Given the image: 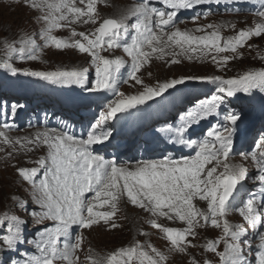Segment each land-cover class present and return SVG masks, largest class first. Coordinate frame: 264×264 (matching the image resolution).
<instances>
[{"label": "snow or ice", "instance_id": "6c2138e0", "mask_svg": "<svg viewBox=\"0 0 264 264\" xmlns=\"http://www.w3.org/2000/svg\"><path fill=\"white\" fill-rule=\"evenodd\" d=\"M241 2L258 4L252 13L257 19L245 28L212 23L194 29L178 27L182 10L194 11L195 23L209 15L196 11L201 6ZM23 3L37 13L41 27L18 40L3 42L0 70L13 77L100 93L104 102L79 133L68 121L59 120L55 127L44 126L16 138L8 133L17 127L15 118L25 106L0 102V116L4 117L0 119V145L11 148L5 158L45 150L44 155L24 161L34 166H15L19 180L28 186L32 207L12 195L13 207L25 215H18L12 208L0 212V264H167L168 254L187 256L196 248L218 258L216 264H264V132L247 150L236 148L242 119L241 113L230 106L238 94H264V67L249 68L227 78L180 76L154 85L145 84L140 75L153 59L173 65L182 59L210 60L217 70H226L231 61L243 58L241 49L254 47L249 41L264 37V0H138L116 17L101 13L100 6H108L106 0ZM76 25L87 26V30L77 31ZM225 28L234 34L224 36ZM62 30L70 32L68 38L57 35ZM47 48L77 50L89 58L90 67L32 70L16 66L17 60H39ZM116 49H121L127 59L112 56ZM258 58L264 61V54H258ZM90 69L94 70V80H90ZM131 82L142 90L136 94L120 91L122 83ZM197 85L209 91L186 110H180L175 123L157 130L161 134L158 138L173 149L190 150L187 155L178 158L165 150L159 153L160 158L119 161L100 154L114 147L117 123L126 122L133 110L140 112V106L151 107L149 101L173 97L183 91L179 86L190 89ZM202 122H207L206 133ZM237 154L251 161L254 175L244 164L232 163ZM122 203L148 214L145 223L167 243L168 254L138 240L105 255L92 249L85 230L119 227L116 218ZM232 213L243 222L231 223ZM162 220L181 226H170ZM209 229L218 230V235L201 237V232ZM139 235L148 237L150 233L140 231ZM189 264L200 261L192 256ZM203 264L213 261L205 258Z\"/></svg>", "mask_w": 264, "mask_h": 264}, {"label": "rangeland", "instance_id": "374dc122", "mask_svg": "<svg viewBox=\"0 0 264 264\" xmlns=\"http://www.w3.org/2000/svg\"><path fill=\"white\" fill-rule=\"evenodd\" d=\"M106 4L108 6H100L101 13L106 17H116L120 14L121 10L125 8L118 4L122 0H107ZM130 1V0H128ZM114 6L116 8H120V11L116 14L113 13ZM234 9H239V11L235 13H226L221 14L218 12L219 8H215V5H205L204 12H208L209 15L207 17L201 16L198 22H193L192 17L195 15V12L192 10H185V13L182 16H178V21H182L178 23V27L181 30L185 29H194L198 25H207V24H225L231 25L235 24L237 29L245 28L253 24V22L257 19L252 15L253 12L256 11L258 4L251 2H241L233 5ZM108 7V8H107ZM112 7V8H111ZM201 6L200 8H202ZM209 7H212L209 8ZM209 8V9H208ZM215 8V9H214ZM199 9V8H198ZM198 9L196 11H198ZM111 13V14H110ZM116 15V16H115ZM36 12L26 7L23 3V0L20 2H15V0H0V47H2L3 42L7 40L11 42L13 40H18L22 36H26L28 34H32L37 32L41 25L36 20ZM76 25L77 30H85L87 26L78 27ZM199 35V33H197ZM224 36L233 35L234 32L229 28H225L222 32ZM57 35L68 38L70 32L68 30H62L57 33ZM254 47L249 50L247 47L241 49L243 53V58L231 61L226 70H217V67L210 60L205 62L200 61H188L185 59L181 60L179 64H170L164 61H159L153 59L150 65H146L144 69H142L141 76L144 80L145 84L154 85L157 81H163L169 78H175L180 76H207V75H221L224 77H232L237 75L238 73L247 70L249 68H260L264 67V61H261L258 58V54H264V37L262 38H254L249 41ZM105 55H109L108 53H104ZM112 56L121 57L127 59L126 54L123 53L121 49H116L112 52ZM16 66L20 68H29L32 70H55L59 67H90L89 58L85 54H80L77 50L67 49V50H56L54 48L44 49L41 53V58L37 61H16ZM126 74V72H125ZM150 74V75H149ZM94 70L90 69V80H94ZM0 76H4L6 81H2V85H8L5 87L7 90H15L16 88H22V86L26 83H31L32 88L37 92L40 96V99L49 97L50 101L53 102L56 100L55 97H51L47 94H41L40 88L43 84H47L45 82H41L36 80L35 78L25 77V76H16L13 77L10 74L5 73L0 70ZM10 81L14 83L8 84ZM134 82L131 84H121L120 91L125 94H136L141 89L140 85H134ZM56 88H60L61 86H54ZM183 89V91L176 93L173 97L168 98V100H162L159 102V109L157 111L165 110L168 114V119L175 121L178 119V114L176 111L179 106H182L181 110H186L190 107L196 100L198 96H201L202 93H207L209 89L207 87L197 85L190 89H184L183 86H179ZM62 90L66 94H71V96H75L79 94L81 90L76 86L71 87H62ZM83 92V91H82ZM86 94H90L84 92ZM55 94H58L56 92ZM99 93H95L98 96ZM255 95H261V100L256 101L257 99H253ZM254 96L246 97L243 94H238V98H233L231 101L234 104L235 100H242V98H246L248 100L254 101V104L257 109H264V94L256 93ZM111 96V94H110ZM25 98V97H23ZM100 98V97H99ZM111 98H114L111 96ZM185 99L184 102L187 104H183L182 100ZM202 98V96H201ZM101 99V98H100ZM66 107L69 105L66 103ZM155 104V103H154ZM249 105V104H248ZM251 106V105H249ZM253 106V105H252ZM86 105H80L79 108H84ZM151 111L154 110L151 108ZM152 115L146 114V120L150 119ZM256 117V116H254ZM242 119V117H241ZM156 120H162L161 117L156 118ZM204 123V122H202ZM215 123V122H212ZM248 124V125H246ZM32 125L34 128H43L41 124L33 121ZM43 125V124H42ZM246 125V126H245ZM150 127V126H148ZM204 132L207 131V125L203 127ZM35 132V131H33ZM31 133H14L9 132V136L12 138L16 137H24L28 136ZM264 132V120L260 117H256L253 120H249L246 123L242 122L240 124V128L238 129L237 136L241 138L243 142H245L244 146H240L241 142L235 141V147L243 150H247L248 146L251 145V142L259 136L260 133ZM155 131H151L148 133L150 137L154 136ZM160 137V136H158ZM157 137V146L158 143L162 142L161 138ZM248 143V144H247ZM161 146V145H160ZM0 147L4 148L3 152H0V212L7 210L8 208H12L18 215L22 217L25 215L23 212H20L18 209L13 207V201L10 199L12 195H16L21 197L22 199L28 201L29 207H32L30 194L26 189L28 186L19 180V177L16 174L15 166H34L30 164H25L24 161L27 159H36V156H28L25 155V158H22L21 155L14 156L13 158H5L6 154L11 151V148L8 146L0 145ZM161 148V147H159ZM146 148H143L142 154L144 156L150 155L153 151L148 148V151H145ZM164 149V148H162ZM41 153L39 156L45 154V150L43 148L38 150ZM170 151V150H167ZM181 155V154H180ZM20 157V158H19ZM143 158V157H142ZM235 164H244L250 170V175H254V169L252 167L251 161H244L241 156L238 154L234 157ZM248 186L252 187L251 183ZM128 206V208H127ZM203 206V205H201ZM122 211L118 214L116 218V223L119 227L115 229H109L104 226H94L91 230H85V235L87 236L88 242H90V246L92 249L98 253L99 255H105L108 252L115 250L122 246H128L130 243L138 240L141 243L150 242L161 251L168 254V245L167 243L160 238V235L157 230L152 229L147 223H145L146 219H148V214L138 207L132 206L130 203L128 205L122 203L121 204ZM126 217V218H122ZM235 220V222L241 223V218L236 214L232 213L229 216V221ZM177 226H181L177 224ZM140 231L149 232L150 236L145 237L139 235ZM218 235V230L209 229L206 232H201V237L204 238H214ZM197 242H202V240H198ZM89 244H85V248H87ZM222 249V246H221ZM169 259L167 264H189V261L192 256H194L200 264H203L205 258L212 260L213 264H216L217 259L212 254H204L200 248L191 249L190 255H182V254H168ZM84 253H81V259H83ZM254 259V257H253Z\"/></svg>", "mask_w": 264, "mask_h": 264}, {"label": "bare ground", "instance_id": "6f19581e", "mask_svg": "<svg viewBox=\"0 0 264 264\" xmlns=\"http://www.w3.org/2000/svg\"><path fill=\"white\" fill-rule=\"evenodd\" d=\"M110 2H111V0H109ZM106 2H108L107 0H106ZM136 2H138V0H130V1H128V0H122V1H120L118 4H121V6H123L125 9H127V8H129L131 5H133L134 3H136ZM101 6H103V5H101ZM108 8V7H107ZM112 8V7H111ZM113 9V15L116 13H118L119 11H120V8H116L115 6H114V8H112ZM124 9V10H125ZM122 11V10H121ZM37 14V13H36ZM111 14V13H110ZM107 16V15H106ZM116 16V15H115ZM86 27V26H84V25H79L78 27ZM76 27V26H75ZM77 28V27H76ZM85 30H87L86 28H85ZM78 31V30H77ZM79 31H84V29L83 30H79ZM184 60V59H183ZM185 61H186V59H185ZM185 99L183 98V101H184ZM257 102H258V99L256 100ZM159 109V105L158 104H155L154 106H153V112L151 111V110H148V109H146V110H148L147 111V113L146 114H150V115H153V118L147 123V125L148 126H150L152 129H154L155 127H157L158 125H161V124H163V123H169V122H165V121H163V120H156V118H157V116H156V113L158 112L157 110ZM145 110V111H146ZM177 113H179V111H177ZM207 125V122H204V123H202V127H204V126H206ZM29 132H27V133H31V132H33V131H36V130H34V129H29L28 130ZM26 133V132H25ZM34 133V132H33ZM124 133H125V128H121V131H119L118 132V134H119V136H123V137H126L125 135H124ZM193 137H196V136H193ZM235 141H238V142H241L240 143V146L242 147V146H244V144H245V142H243L242 141V139L241 138H238V137H236L235 138ZM248 144V143H247ZM251 144H252V142H251ZM98 147V146H97ZM167 148V147H166ZM164 149V150H169V149ZM164 150H161L160 148H157V150H155V151H153L148 157H144V158H160L159 157V153H161V152H164ZM41 153H39V151L37 150V151H34L33 153H29V154H27L28 156H36L37 158L39 157V155H40ZM21 155V157L22 158H25L26 156L24 155V154H20ZM103 155H105L106 156V158H112L113 156H114V151L113 150H109V151H104L103 152ZM138 154H137V151H135V150H133V151H131V152H129V153H127V154H125L123 157H121L120 159H118L119 161H130V160H133V159H140L138 156H137ZM178 158L180 157L178 154L176 155ZM20 158V157H19ZM234 161H235V158L233 157L232 158V163H234ZM235 164V163H234ZM24 166V165H23ZM249 188H251L250 186H248ZM124 204H126V205H128L129 203H124ZM127 208H128V206H127ZM237 214V213H236ZM238 215V214H237ZM239 216V215H238ZM241 218V217H240ZM241 221H242V218H241ZM161 222H164V223H168L170 226H176V227H179V226H177V224H179V222H176L175 224H172L171 222H166V221H161ZM231 223H238V222H235V220H232V221H230ZM243 222V221H242ZM241 222V223H242Z\"/></svg>", "mask_w": 264, "mask_h": 264}, {"label": "clouds", "instance_id": "9594fccd", "mask_svg": "<svg viewBox=\"0 0 264 264\" xmlns=\"http://www.w3.org/2000/svg\"><path fill=\"white\" fill-rule=\"evenodd\" d=\"M165 96H167V94H165ZM158 101L160 102L161 101V98H157V101L156 102L159 103Z\"/></svg>", "mask_w": 264, "mask_h": 264}]
</instances>
